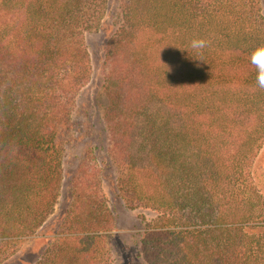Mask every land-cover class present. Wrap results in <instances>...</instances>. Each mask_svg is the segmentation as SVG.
<instances>
[{
    "label": "trees",
    "instance_id": "16d2710c",
    "mask_svg": "<svg viewBox=\"0 0 264 264\" xmlns=\"http://www.w3.org/2000/svg\"><path fill=\"white\" fill-rule=\"evenodd\" d=\"M0 0V264L51 223L76 100L101 31L103 123L116 196L151 209L144 264H264V45L258 0ZM209 41L205 61L187 50ZM98 184V185H97ZM97 171L80 164L72 205L34 264H112L113 218Z\"/></svg>",
    "mask_w": 264,
    "mask_h": 264
},
{
    "label": "rangeland",
    "instance_id": "374dc122",
    "mask_svg": "<svg viewBox=\"0 0 264 264\" xmlns=\"http://www.w3.org/2000/svg\"><path fill=\"white\" fill-rule=\"evenodd\" d=\"M109 14L118 11L119 0H107ZM264 15V0H258ZM106 37L97 31L86 35V46L90 53L91 77L89 83L79 93L76 100L75 131L68 141L62 165V182L59 190L51 224L38 235L21 242L19 250L3 264H34L44 238L56 229L61 215L73 202V185L78 177L80 164L88 163L97 171L99 195L103 196L105 206L113 218V228L105 234L112 264H144L140 256V238L143 228L151 223L157 213L151 209L130 210L116 196L114 189L117 168L108 153L103 113L106 100L103 92V47ZM253 180L260 193L264 194V148L253 167ZM98 185V184H97Z\"/></svg>",
    "mask_w": 264,
    "mask_h": 264
},
{
    "label": "clouds",
    "instance_id": "9594fccd",
    "mask_svg": "<svg viewBox=\"0 0 264 264\" xmlns=\"http://www.w3.org/2000/svg\"><path fill=\"white\" fill-rule=\"evenodd\" d=\"M209 41L204 38L194 37L185 49L194 60L205 61L204 49L208 47ZM206 62V61H205ZM250 63L255 67V81L259 88L264 89V45L255 47L250 54Z\"/></svg>",
    "mask_w": 264,
    "mask_h": 264
}]
</instances>
